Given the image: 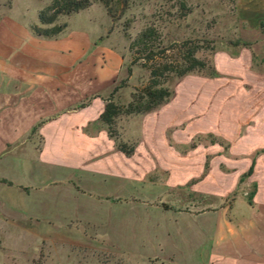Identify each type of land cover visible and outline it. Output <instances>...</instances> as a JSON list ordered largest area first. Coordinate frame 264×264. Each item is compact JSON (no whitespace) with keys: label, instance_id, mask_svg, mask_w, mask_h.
I'll return each instance as SVG.
<instances>
[{"label":"crops","instance_id":"1","mask_svg":"<svg viewBox=\"0 0 264 264\" xmlns=\"http://www.w3.org/2000/svg\"><path fill=\"white\" fill-rule=\"evenodd\" d=\"M237 2L250 25L264 21V0ZM9 22L0 18V224L30 233L36 223L45 238L53 234L56 250L67 230L77 235L83 221L89 236L101 238L102 252L116 259L107 264H264V58L255 59L246 46L225 56L226 65L238 68L251 86L244 116H253V123L241 135L249 151L237 154L230 140L209 133L206 145L193 136L178 142L172 137L176 126L147 120L127 155L98 121L104 94L119 71L118 52L104 53L113 71L106 72L107 61L101 63L94 53L78 55L74 69L75 61L56 51L48 55L50 61L33 46L11 50L16 36ZM212 70L210 77H217L218 70ZM173 91L157 109L122 119L120 139L132 142L126 133L131 118H150L170 102ZM38 120L41 145L35 162L32 146L20 157L16 144ZM199 145L222 149L214 164L207 153L201 169L194 170L188 153ZM178 189L223 202L231 198V203L173 208L167 196ZM7 246L13 254L30 248L13 240ZM8 259L0 251V264Z\"/></svg>","mask_w":264,"mask_h":264},{"label":"rangeland","instance_id":"2","mask_svg":"<svg viewBox=\"0 0 264 264\" xmlns=\"http://www.w3.org/2000/svg\"><path fill=\"white\" fill-rule=\"evenodd\" d=\"M50 2L51 0H0V18H8L11 33L16 36L11 40L10 49L33 46L37 55L46 60L50 58L48 59L50 61L52 59L48 55L56 51L60 58L75 61L74 65H71L74 69L78 68V55L83 54L85 57L89 53H94L99 56L101 63L107 61L104 66L106 72L114 70L112 61L106 57L111 54V50H115L121 56V64L111 82L110 90L104 97H108L112 92V100L118 104H126L130 100V94L142 89L148 80L149 69L141 65L142 61L133 64V53L129 49L130 40L145 27L151 25L157 30L159 33L157 41L169 47L165 53L167 56L174 51L170 48L174 43L186 42L187 47L193 45L199 47L195 57L203 60L206 66L186 74L181 79L166 82L170 89L175 90L174 97L150 118L140 115L131 118L133 123L130 125L129 122V131L126 130V133L130 132L133 140L126 142L129 146H135L134 141L140 138L141 126L147 120L153 122L162 120L165 126H176L172 132L175 141L188 142L193 136L194 142L206 145L212 139L205 135L209 133L218 140L220 136L230 140L237 154L250 150L242 146L241 135L248 133L253 123V116H244L246 95L250 93L251 86L245 83L238 68L226 65L225 56L233 57L240 54V50L246 46L252 49L255 59L264 58V21L255 26L250 25L243 15L247 12L237 0H132L123 16L115 22L108 16L101 3L93 2L78 13L58 15L53 23L41 24L37 14ZM127 23L125 32L124 27ZM53 25L65 27L61 33L53 37L37 36L34 33V26L43 29ZM31 33L35 35L32 37L34 42L29 37ZM55 61L57 62V59ZM255 62L258 65V62ZM213 67L219 72L217 77H210ZM97 70L103 71L100 66ZM39 109L40 107L38 119H41ZM128 116L130 115H119L115 120L114 130L119 139L120 126L124 125L122 119ZM39 124L38 120L36 127H32L26 137H20L16 144L20 157L27 155V152L23 153L22 150H29L32 146L35 162L41 145L37 132ZM221 149L218 145L206 148L199 145L196 150L189 152L188 156L194 170L201 169L204 155L207 153L211 155L210 163L214 164L218 158L216 152ZM28 155L30 156L31 152ZM167 199L173 208L185 209H209L221 203L225 204L226 201L228 204L231 203V198L224 202L214 198H202L191 195L184 189L170 192ZM30 228V233L18 232L11 226L0 224V251L8 255L6 264L116 262V259H111L108 254L102 252L101 238L88 235L87 224L83 221L77 225V235L75 233L70 235V229L67 230L69 233L63 235L61 249L56 250L52 247L53 234L46 233L45 238L42 236L44 229L33 222ZM12 240L29 243L30 248L19 249L17 253L20 251V254H13L15 250L7 246V242Z\"/></svg>","mask_w":264,"mask_h":264},{"label":"trees","instance_id":"3","mask_svg":"<svg viewBox=\"0 0 264 264\" xmlns=\"http://www.w3.org/2000/svg\"><path fill=\"white\" fill-rule=\"evenodd\" d=\"M93 2L101 3L112 21L123 16L129 8L132 0H51L50 4L38 14L41 24H51L58 15L71 14L87 8ZM65 25H53L48 28L34 26L33 30L37 36L53 37L62 32ZM128 23L124 27L127 32ZM159 33L151 25L145 27L135 38L129 42L132 51V63L142 61L141 65L149 69L148 80L140 90L130 94V100L126 104H118L112 100V92L104 99V110L101 111L98 121L107 126L108 135L115 140L117 149L125 154L131 155L134 146L119 139L114 130L115 120L119 115H137L151 112L169 101L174 91L166 85V82L178 80L194 71L203 69L206 63L195 57L199 47L186 46V42L174 43L172 54H165L168 46H163L158 40ZM157 42V43H155ZM164 54V55H162ZM128 72H131L130 67ZM128 73V74H129ZM213 74V73H212ZM167 208V205L164 204Z\"/></svg>","mask_w":264,"mask_h":264}]
</instances>
